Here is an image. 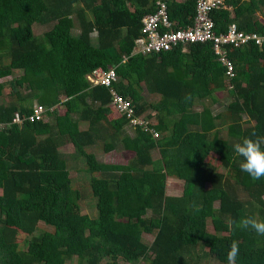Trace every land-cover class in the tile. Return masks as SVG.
Returning <instances> with one entry per match:
<instances>
[{
	"label": "trees",
	"instance_id": "1",
	"mask_svg": "<svg viewBox=\"0 0 264 264\" xmlns=\"http://www.w3.org/2000/svg\"><path fill=\"white\" fill-rule=\"evenodd\" d=\"M163 1L173 29L191 25L195 0ZM224 2L211 12L215 33L233 22L264 35V0ZM153 11L155 0H0V80L21 72L0 82V97L6 88L14 100L0 105V123L28 113L32 101L63 107L46 122L0 130V264H190L191 251L199 263L203 248L205 258L227 264L233 240L237 264H264V236L228 228L243 216L264 219V178L243 172L233 149L252 132L264 136V45L226 48L235 75L226 91L225 68L210 43L131 54L140 19ZM35 25L48 28L36 36ZM109 67L113 89L131 101L135 115L155 113L158 139L139 129L118 137L125 119L108 105L105 87L85 80ZM223 92L230 102L214 114L210 105ZM105 139L104 152L117 139L133 153L126 165L99 164L85 152ZM66 143L84 159L95 217L79 211L57 151ZM167 179L183 182L181 195L167 191ZM144 233L153 234L149 244Z\"/></svg>",
	"mask_w": 264,
	"mask_h": 264
},
{
	"label": "built area",
	"instance_id": "2",
	"mask_svg": "<svg viewBox=\"0 0 264 264\" xmlns=\"http://www.w3.org/2000/svg\"><path fill=\"white\" fill-rule=\"evenodd\" d=\"M225 7L224 0H195V12L191 25L173 29L166 3L163 0H155V11L146 13L140 19L139 36L133 42L131 54H158L179 46L184 51L190 44L210 43L218 61L225 68L226 91L231 90L233 88L231 80L235 75L233 65L227 57L226 48H239L249 43L261 48L264 45V35L239 30L233 22L227 26L224 33H215L211 12ZM95 36V32L90 34L91 38ZM85 80L89 87L102 86L107 89L110 97L108 105L125 119V124L122 126L125 130H130L134 134V131L139 129L151 135L152 139L159 138V133L154 129L155 113L146 112L135 115L131 101L113 89L112 84L117 80L113 67L105 70L95 68L85 75ZM54 108L55 106L43 107L33 103L28 113L22 115L16 112L10 123H0V130L11 125L21 128L24 123L46 122Z\"/></svg>",
	"mask_w": 264,
	"mask_h": 264
},
{
	"label": "rangeland",
	"instance_id": "3",
	"mask_svg": "<svg viewBox=\"0 0 264 264\" xmlns=\"http://www.w3.org/2000/svg\"><path fill=\"white\" fill-rule=\"evenodd\" d=\"M261 17V15H259ZM74 27L72 29V33L75 34L77 33V23L74 20V17H71ZM263 21V19L261 18ZM48 27L46 26H39L35 25L33 27V33L36 36H40L43 31H45ZM21 75V72H14L12 76H9L7 78L1 79L0 82H8L11 80L13 77H19ZM220 100H218L217 103L211 104V109L214 114H217L219 112L225 111L228 103L230 102V97L228 96V93L223 92L222 95L220 96ZM142 98L145 101H150L151 100V95L146 94L144 91L142 92ZM155 96H153L152 100L155 101ZM8 95V90L5 88L4 94L0 97V105H8L10 102L14 101L12 100ZM33 103H36V101H32L31 105ZM63 107L60 105L55 106L54 111L55 113L61 114L63 111ZM48 121V119H47ZM86 128V123H80L79 124V129H85ZM220 135L226 137V127L225 126H220ZM133 134L131 133L130 130H125V128H121V132L118 135V137L121 136H132ZM110 139H105L104 141H99L97 142L94 146L86 147L84 150L86 153H90L94 155V158L97 163L100 164H107V165H126L130 159L133 157V153L125 151L122 149L119 141L115 139L116 141L113 144V150L109 152H104L103 150V145L107 143ZM58 153L61 155V158L65 162V166L67 171L69 172V178L71 182V188L73 190H76L78 192V196L80 197L79 200V211L81 214H86L89 217H95L96 215V208H95V199L92 198L89 192V179L90 175L85 172V166H84V159L75 152L73 147L69 144L66 143V145H62L58 148ZM152 159L154 161H157L159 159V155L156 150L151 152ZM219 172H224L222 168H219ZM183 182L177 179H167V191L173 195H181L182 193V186ZM208 186V185H207ZM245 195H241V198H245ZM246 199V198H245ZM258 215V214H257ZM37 228L39 229H45V230H50L49 226L44 225L41 222L37 223ZM209 229H211V226L209 225ZM153 239V234H143V240L146 243H150L151 240ZM17 241H21V237H18ZM206 248H203V251L200 250V255L202 260L197 261V251L193 252L191 251V256L190 258V264H218L215 259L212 257H206L203 252H205ZM204 256V257H203ZM70 264H75V260L71 259ZM117 263L119 264H129L128 262L118 259Z\"/></svg>",
	"mask_w": 264,
	"mask_h": 264
},
{
	"label": "clouds",
	"instance_id": "4",
	"mask_svg": "<svg viewBox=\"0 0 264 264\" xmlns=\"http://www.w3.org/2000/svg\"><path fill=\"white\" fill-rule=\"evenodd\" d=\"M233 149L235 156L239 158V167L243 172L247 173L253 181L264 178V136L252 132L250 136L242 137L235 143ZM193 207L195 211H200L198 206L193 205ZM228 228L233 232L252 230L257 235L264 236V219L243 216L239 220H232ZM239 255V242L233 240L226 252L227 264H237Z\"/></svg>",
	"mask_w": 264,
	"mask_h": 264
},
{
	"label": "crops",
	"instance_id": "5",
	"mask_svg": "<svg viewBox=\"0 0 264 264\" xmlns=\"http://www.w3.org/2000/svg\"><path fill=\"white\" fill-rule=\"evenodd\" d=\"M15 72L17 73V72H19V71H15ZM82 130H84V129H82ZM65 145H66V144H65ZM99 164H100V163H99Z\"/></svg>",
	"mask_w": 264,
	"mask_h": 264
}]
</instances>
